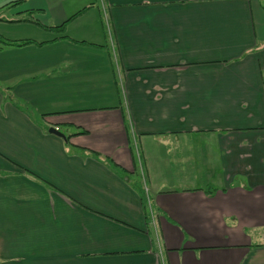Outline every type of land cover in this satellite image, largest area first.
I'll return each instance as SVG.
<instances>
[{
  "label": "crops",
  "instance_id": "1",
  "mask_svg": "<svg viewBox=\"0 0 264 264\" xmlns=\"http://www.w3.org/2000/svg\"><path fill=\"white\" fill-rule=\"evenodd\" d=\"M0 30V264H264V0H0Z\"/></svg>",
  "mask_w": 264,
  "mask_h": 264
},
{
  "label": "trees",
  "instance_id": "2",
  "mask_svg": "<svg viewBox=\"0 0 264 264\" xmlns=\"http://www.w3.org/2000/svg\"><path fill=\"white\" fill-rule=\"evenodd\" d=\"M0 42H2L3 44H8V45H11L14 43L15 45H19V46H21L23 43H26V41L12 42V41H6L5 39H0Z\"/></svg>",
  "mask_w": 264,
  "mask_h": 264
},
{
  "label": "water",
  "instance_id": "3",
  "mask_svg": "<svg viewBox=\"0 0 264 264\" xmlns=\"http://www.w3.org/2000/svg\"><path fill=\"white\" fill-rule=\"evenodd\" d=\"M49 132H50L51 134H54V135H57V136H59V137H61V138L66 139V136H65L63 133L59 132L56 128H51V129L49 130Z\"/></svg>",
  "mask_w": 264,
  "mask_h": 264
},
{
  "label": "rangeland",
  "instance_id": "4",
  "mask_svg": "<svg viewBox=\"0 0 264 264\" xmlns=\"http://www.w3.org/2000/svg\"><path fill=\"white\" fill-rule=\"evenodd\" d=\"M1 31V30H0ZM104 119V118H103Z\"/></svg>",
  "mask_w": 264,
  "mask_h": 264
}]
</instances>
